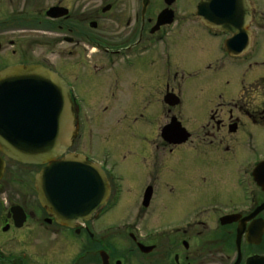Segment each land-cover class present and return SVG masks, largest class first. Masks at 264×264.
<instances>
[{
	"label": "flooded vegetation",
	"instance_id": "1",
	"mask_svg": "<svg viewBox=\"0 0 264 264\" xmlns=\"http://www.w3.org/2000/svg\"><path fill=\"white\" fill-rule=\"evenodd\" d=\"M200 1L0 0V72L40 65L67 84L66 154L100 165L111 192L64 225L38 199L44 165L0 149V264H264V0L236 56ZM232 71L238 89L206 106L183 88ZM16 166L37 167L33 182Z\"/></svg>",
	"mask_w": 264,
	"mask_h": 264
},
{
	"label": "water",
	"instance_id": "2",
	"mask_svg": "<svg viewBox=\"0 0 264 264\" xmlns=\"http://www.w3.org/2000/svg\"><path fill=\"white\" fill-rule=\"evenodd\" d=\"M197 8L205 25L233 34L227 41L232 55L246 50L250 0H202ZM77 134L69 87L61 78L40 65L0 72V149L15 161L45 165L35 178L38 199L68 226L92 218L110 197L109 180L98 164L84 155H65ZM5 166L0 159V177Z\"/></svg>",
	"mask_w": 264,
	"mask_h": 264
},
{
	"label": "rangeland",
	"instance_id": "3",
	"mask_svg": "<svg viewBox=\"0 0 264 264\" xmlns=\"http://www.w3.org/2000/svg\"><path fill=\"white\" fill-rule=\"evenodd\" d=\"M200 1V0H199ZM186 4V2H185ZM229 80H209V79H199L196 82H190V83H183V88L184 89H188V90H197L200 91V94L202 97L200 98V96L195 99V101L193 100V102L196 105L199 106H206L208 104V95L210 94V92L207 91H213L215 92L214 96L215 98L218 97L219 94H222L223 96L226 95L228 92L232 91V90H236L238 89L239 86V76L238 73H235L232 71L231 76L228 77ZM207 92V93H206ZM11 169H23V174L25 172H27V170L29 171H33L32 173H28L29 175H25L24 177H29L28 181L33 182V174L34 172L37 170V167H19L16 166L15 168L12 167ZM126 196V195H125ZM112 214V213H111ZM112 216V215H110ZM114 216H118V218H126L127 217V208H123L121 210H118L116 215Z\"/></svg>",
	"mask_w": 264,
	"mask_h": 264
}]
</instances>
